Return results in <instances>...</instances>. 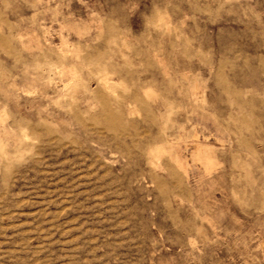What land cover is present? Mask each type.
<instances>
[{"label":"rangeland","instance_id":"1","mask_svg":"<svg viewBox=\"0 0 264 264\" xmlns=\"http://www.w3.org/2000/svg\"><path fill=\"white\" fill-rule=\"evenodd\" d=\"M0 264H264V0H0Z\"/></svg>","mask_w":264,"mask_h":264}]
</instances>
